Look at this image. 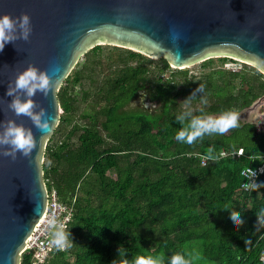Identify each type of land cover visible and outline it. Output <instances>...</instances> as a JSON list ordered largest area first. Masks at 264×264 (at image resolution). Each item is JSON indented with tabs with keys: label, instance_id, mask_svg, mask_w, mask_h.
Returning <instances> with one entry per match:
<instances>
[{
	"label": "trees",
	"instance_id": "trees-1",
	"mask_svg": "<svg viewBox=\"0 0 264 264\" xmlns=\"http://www.w3.org/2000/svg\"><path fill=\"white\" fill-rule=\"evenodd\" d=\"M202 62L208 69L196 75L174 70L166 56L110 44L79 59L57 92L61 117L43 162L48 190L73 207L67 226L73 242L40 264H129L138 255L167 264L176 252L192 253V264H263L264 234L255 221L264 187L237 191L242 169L263 162L264 131L240 122L236 132L188 144L175 139L183 126L175 117L200 82L206 89L191 102L194 114L237 112L264 94V73L244 64L238 71L217 68L214 57ZM142 91L155 109L128 108ZM239 147L243 155L221 156ZM232 215L243 217L238 229ZM36 259L37 250L28 248L21 264Z\"/></svg>",
	"mask_w": 264,
	"mask_h": 264
},
{
	"label": "water",
	"instance_id": "water-1",
	"mask_svg": "<svg viewBox=\"0 0 264 264\" xmlns=\"http://www.w3.org/2000/svg\"><path fill=\"white\" fill-rule=\"evenodd\" d=\"M22 12L31 17L30 38L0 50V120L10 117L31 127L36 147L30 157L15 160L0 154V264H21L27 239L46 210L43 162L60 122L57 92L89 49L111 44L152 58L165 55L178 69L211 57H236L264 73V0H0V15ZM30 63L53 81L47 95L37 91L33 97L36 110L44 107V118L52 121L43 130L7 108L8 81ZM263 97L237 111L240 121L264 126L257 122Z\"/></svg>",
	"mask_w": 264,
	"mask_h": 264
},
{
	"label": "clouds",
	"instance_id": "clouds-1",
	"mask_svg": "<svg viewBox=\"0 0 264 264\" xmlns=\"http://www.w3.org/2000/svg\"><path fill=\"white\" fill-rule=\"evenodd\" d=\"M31 32V17L27 12H22L17 17H13L10 13L0 15V50H3L8 42H14L17 39L28 40ZM7 84L5 96L11 97L7 101V108L13 110L16 115L29 116L33 123L42 130L49 128L52 121L44 118L46 109L39 107V110H36L38 105L33 99L37 91L47 95L49 90L53 88L52 77L47 70L40 69L37 65L30 63L17 73L14 81L9 80ZM205 89L206 83L200 82L192 93L184 99L186 106L175 117L183 125L175 133V139L178 141L192 144L197 138H203L205 134L236 132L239 130L240 116L233 110L226 109L219 115H213L204 113L203 108H201L199 111L203 114H194L191 102L198 97L197 93H204ZM200 99L207 103L206 96L200 95ZM145 105L147 106V104ZM6 145L7 147H4ZM35 147L36 138L31 127L18 123L10 117L0 120V154L15 160L18 155L30 157ZM208 154L209 157L216 158L213 156L211 148ZM255 175L256 173L253 170L251 176ZM245 187L250 190H257L264 187V182L258 183L255 179H251L245 183ZM223 210L227 212L229 209ZM257 217L258 224L264 225V208L259 210ZM243 223L241 215H232L230 218V224L234 229H238ZM45 227L51 233L50 243L56 249L71 246L73 241L70 228L66 226L62 219L53 214L47 219ZM249 242L250 240H246L247 244ZM119 255H126V253H123L119 248ZM194 258L192 253L176 252L171 255L167 264H192ZM112 264H116V260H113ZM129 264H165V260L163 257L138 255L129 261Z\"/></svg>",
	"mask_w": 264,
	"mask_h": 264
},
{
	"label": "built area",
	"instance_id": "built-area-1",
	"mask_svg": "<svg viewBox=\"0 0 264 264\" xmlns=\"http://www.w3.org/2000/svg\"><path fill=\"white\" fill-rule=\"evenodd\" d=\"M233 58H235V57H233ZM230 62L233 63V61H229V62L224 63L225 64L224 67L226 69L238 71L243 66V64H240V67H235L234 64L228 65ZM243 154H244V148L243 147H239L238 149L232 150V151H227V150L221 151V156H227V155L241 156ZM251 157L253 159L255 158L254 155H251ZM259 157L263 161L261 165L256 166V167L248 166V167H244L242 169L241 173L244 176L245 180L243 181L242 185L238 189V191H237L238 193L253 191V190H250V189L245 187V183L249 182L251 179H255L259 183V177L264 172V154L259 155ZM206 161H207V157L203 156L202 157V163H206ZM253 170L256 173L255 176H251L253 173ZM53 214H55L58 218L62 219L65 222L66 226H68V224L72 218V215H73V207L66 204L65 202H63L59 198L56 190H52L51 192L50 191L48 192V200H47L46 210H45L42 218L40 219V221L35 226L33 232L31 233V235L27 239V246H26L25 250L28 248H35L37 250V259L34 261L33 264H40V263L44 262L45 259L47 258V256L49 255L50 251L55 248L50 243L51 233L48 232L46 230V227H45L47 219ZM255 226L258 230H261L262 233L264 234V225L258 224V217L255 221ZM64 249H67V247ZM260 260L264 264V250H263L262 254L260 255Z\"/></svg>",
	"mask_w": 264,
	"mask_h": 264
},
{
	"label": "rangeland",
	"instance_id": "rangeland-1",
	"mask_svg": "<svg viewBox=\"0 0 264 264\" xmlns=\"http://www.w3.org/2000/svg\"><path fill=\"white\" fill-rule=\"evenodd\" d=\"M104 45H109V44H104ZM163 56H165V55H163ZM214 59H215V67H217V68L218 67L224 68V65H225L224 63L229 62V61H233V63L230 62L228 65L234 64L235 67H240V64H243V61L239 58H236V57L235 58L227 57L225 62L221 61L220 57H214ZM244 65H246L247 69H256V67L250 63H245ZM173 69L175 70L178 68L173 67ZM186 69H188L191 73H194L196 75H200L203 72H205L208 68H205L203 66V62L201 60H199V61L195 62L194 64L190 65ZM145 104H147V106ZM156 106H157V104L150 100L149 93L146 91H142L137 96V98L128 105V108H130V109H139V108H145L146 109L147 108V109L153 110L156 108ZM258 113L260 115L262 113H264V97L261 99V102L258 106Z\"/></svg>",
	"mask_w": 264,
	"mask_h": 264
},
{
	"label": "flooded vegetation",
	"instance_id": "flooded-vegetation-1",
	"mask_svg": "<svg viewBox=\"0 0 264 264\" xmlns=\"http://www.w3.org/2000/svg\"><path fill=\"white\" fill-rule=\"evenodd\" d=\"M246 62H244L243 61V64H245ZM254 66V65H253ZM140 94V93H139ZM138 94V95H139ZM137 95V96H138ZM137 96L132 100V101H134L136 98H137ZM261 96H264V94L263 95H261ZM131 101V102H132ZM130 102V103H131ZM264 121V113H263V115L262 116H259L258 118H257V122H259V123H261V122H263ZM241 123H242V121H240ZM254 124V123H253ZM257 126V125H256ZM258 128H259V130H261V131H264V126L263 125H259V126H257Z\"/></svg>",
	"mask_w": 264,
	"mask_h": 264
}]
</instances>
